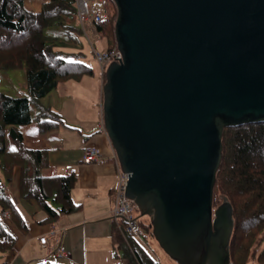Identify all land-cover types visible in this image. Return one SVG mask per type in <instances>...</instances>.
Here are the masks:
<instances>
[{
	"label": "water",
	"instance_id": "1",
	"mask_svg": "<svg viewBox=\"0 0 264 264\" xmlns=\"http://www.w3.org/2000/svg\"><path fill=\"white\" fill-rule=\"evenodd\" d=\"M113 2L104 127L127 196L174 261L231 264L234 209L214 195L225 129L264 123V0Z\"/></svg>",
	"mask_w": 264,
	"mask_h": 264
},
{
	"label": "trees",
	"instance_id": "2",
	"mask_svg": "<svg viewBox=\"0 0 264 264\" xmlns=\"http://www.w3.org/2000/svg\"><path fill=\"white\" fill-rule=\"evenodd\" d=\"M27 0H0V71L24 70L27 94H0V212L27 231V224L12 201L7 186L21 170L20 197L36 203L46 214L40 224H53L63 216L82 209L73 198L77 177H46V151L25 146L21 127L37 122L40 130L57 128L61 117L42 101L60 82L82 81L94 76L85 62L83 33L78 23L76 0H48L39 12L26 8ZM103 19L96 25L107 50L117 47L118 9L113 0H101ZM56 30L57 33H53ZM37 110L36 116L32 107ZM14 148H8V140ZM223 160L217 176L214 204L225 197L234 209V231L230 243L231 264H264V123L227 128L223 136ZM138 237L127 235V224L114 222V258L131 264H161L141 240L155 239L153 226L140 216ZM17 238L0 218V254L7 255ZM37 264H59L49 260Z\"/></svg>",
	"mask_w": 264,
	"mask_h": 264
},
{
	"label": "crops",
	"instance_id": "3",
	"mask_svg": "<svg viewBox=\"0 0 264 264\" xmlns=\"http://www.w3.org/2000/svg\"><path fill=\"white\" fill-rule=\"evenodd\" d=\"M47 1L35 2L39 5L35 12ZM94 35L99 38L97 32ZM102 78L104 83L103 72ZM77 86L63 83L42 101L61 117L57 128L43 132L40 125L35 127V122L21 127V131L28 149L47 152L49 166L43 171L44 176L76 174L73 198L82 209L53 224H40L46 214L35 202L21 199V170L16 169L14 182L6 189L28 228L22 231L9 213L2 217L17 243L10 253L0 257V264H37L47 260L59 264H131L127 259L114 258L112 231L114 222L118 224V221L112 217V209L114 191L119 185L118 165L113 159L115 152L102 125V114L100 116L97 109L94 117L80 111L78 98L74 96L78 93ZM24 95L26 92L20 96ZM88 147L99 149L106 158L84 163L83 152ZM41 237H47L46 246L41 244ZM59 249L67 255L61 256Z\"/></svg>",
	"mask_w": 264,
	"mask_h": 264
},
{
	"label": "rangeland",
	"instance_id": "4",
	"mask_svg": "<svg viewBox=\"0 0 264 264\" xmlns=\"http://www.w3.org/2000/svg\"><path fill=\"white\" fill-rule=\"evenodd\" d=\"M45 0H27L25 5L27 9L32 11L38 8V4H41ZM37 2L38 4H35ZM95 6L102 10V2L100 0L93 1ZM41 10V7H40ZM103 11V10H102ZM53 33H57L56 30H53ZM83 53L85 54V62L92 67L94 71V76H87L84 78L83 82H77L74 80L63 81L59 83V86L63 83H72V85H79L76 88L78 93H74L75 98L80 104V111L86 116L95 115L96 109L99 111L100 116L102 114V106L104 105V86L106 83V77H104V83L102 78V72L99 62L96 59L94 50L99 53H104L107 51L106 41H103L97 38L93 33L88 30V35L83 36L82 38ZM27 74L24 70H13V71H0V94H6L10 96H20L22 93L26 92ZM85 88V89H84ZM46 102V101H45ZM32 113L35 116L37 113L36 108L32 107ZM35 127H38V123L34 124ZM8 140V148L13 149L14 146ZM226 201V198L219 196L217 203L214 204V211L222 206ZM37 206V204L34 203ZM147 219L149 224H152V219L150 217H144ZM144 247L149 251V253L158 260L161 264H178L174 261L166 251L160 246L156 239L141 240ZM0 257L3 258V255L0 254Z\"/></svg>",
	"mask_w": 264,
	"mask_h": 264
},
{
	"label": "built area",
	"instance_id": "5",
	"mask_svg": "<svg viewBox=\"0 0 264 264\" xmlns=\"http://www.w3.org/2000/svg\"><path fill=\"white\" fill-rule=\"evenodd\" d=\"M94 0H76V6L78 10V23L82 30L84 36L88 35V30L91 33L96 34V25L99 24L103 19V12L98 7L95 6ZM97 61L99 62L102 71L105 72L106 69L112 64H122L124 56L122 52L116 47L112 51H106L104 53H99L94 50ZM102 124L104 123V112L102 107ZM104 127V124H103ZM106 157L97 148H85L83 152V162L84 163H95L104 160ZM113 159L118 165V177L119 185L114 191V203L112 209V217L115 218L118 223L123 221L127 224L126 233L134 237H138L139 234V223L137 218V210L135 203L130 200L127 196V187L129 181V175L126 174L119 163V159L116 153ZM3 216H8L4 213ZM40 242L43 246L47 244V238L41 237ZM58 253L61 256H66L67 253L63 249H59Z\"/></svg>",
	"mask_w": 264,
	"mask_h": 264
},
{
	"label": "flooded vegetation",
	"instance_id": "6",
	"mask_svg": "<svg viewBox=\"0 0 264 264\" xmlns=\"http://www.w3.org/2000/svg\"><path fill=\"white\" fill-rule=\"evenodd\" d=\"M214 260H215V259L209 257L208 262H206V264H215V261H214ZM176 262H177V261H176ZM201 262H202L201 258H192V259L188 262V264H201ZM177 263H178V262H177ZM178 264H180V263H178Z\"/></svg>",
	"mask_w": 264,
	"mask_h": 264
}]
</instances>
